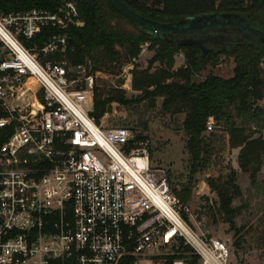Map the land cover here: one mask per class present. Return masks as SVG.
I'll return each mask as SVG.
<instances>
[{
	"label": "built area",
	"instance_id": "built-area-1",
	"mask_svg": "<svg viewBox=\"0 0 264 264\" xmlns=\"http://www.w3.org/2000/svg\"><path fill=\"white\" fill-rule=\"evenodd\" d=\"M40 1L0 16V128L12 129L0 145V264H152L173 255L168 264L190 256L235 264L233 245L185 220L166 171L151 164L149 140L96 123L90 69L50 58L73 51L77 4ZM45 29L53 32L39 45ZM214 128L208 118L206 132ZM180 243L188 254L175 253Z\"/></svg>",
	"mask_w": 264,
	"mask_h": 264
},
{
	"label": "trees",
	"instance_id": "trees-1",
	"mask_svg": "<svg viewBox=\"0 0 264 264\" xmlns=\"http://www.w3.org/2000/svg\"><path fill=\"white\" fill-rule=\"evenodd\" d=\"M71 1L77 4L79 22L83 25L67 29L73 51L63 57H50L53 60H65L70 67L84 66L92 74L103 72L116 75L123 66L138 57L142 44L147 43L148 49L153 52L147 68L133 72L132 86L141 92L140 98L128 100L121 91L94 88L91 115L97 124L111 110V104L131 106L145 99L153 104L160 98L161 113L184 115V148L190 160V174L206 168L210 158L221 151L215 149V144L227 137V148L239 149L238 170L248 175L250 186H258L257 176L264 167V106L259 105L264 98V47L256 38L234 40L225 50L204 53L195 47L176 46L139 27L121 14L110 0ZM119 1L131 11L156 22L165 23L209 13H236L243 16L250 26L264 32V0ZM41 6L40 0H0V16L18 9ZM52 32L51 29L43 30L36 42L40 45L43 35ZM23 44L26 48L31 47L30 42ZM177 54L183 55L184 64L173 70ZM220 57L233 60L231 77L224 79L208 73L203 80H194V75L207 66L217 65ZM152 66L154 71L149 72ZM117 84H121V80ZM5 116L6 113L0 111V118ZM208 118L213 119L215 126L210 132H206ZM142 128L146 129L145 125ZM11 132V128H0V145ZM135 135L143 137L141 133ZM235 177L236 171L230 169L224 178H207L206 182L217 197L215 205L220 220L228 224L237 236L240 230L235 228L234 219L240 207H233L232 203L240 195V190L235 184ZM188 183L180 190L172 188L175 197L183 204L191 197ZM259 188L264 194V183ZM208 209L212 210L211 207ZM238 241L235 240L237 247ZM189 252L190 249L182 243L175 248V253ZM174 257H168V263ZM187 263L196 264V258L190 256Z\"/></svg>",
	"mask_w": 264,
	"mask_h": 264
},
{
	"label": "rangeland",
	"instance_id": "rangeland-1",
	"mask_svg": "<svg viewBox=\"0 0 264 264\" xmlns=\"http://www.w3.org/2000/svg\"><path fill=\"white\" fill-rule=\"evenodd\" d=\"M152 54L153 52L148 49L147 44L146 50L140 52L129 68L126 65L123 66L116 75L103 72L93 74V91L95 87L114 89L123 92L128 100L140 98L141 92L134 90L132 86L133 72L147 68ZM183 64V55L177 54L173 70ZM154 66L149 72L154 71ZM233 68L234 62L231 58L220 57L217 65L207 66L205 70L194 75V80L199 82L208 73L227 79L232 76ZM119 80H121V84H117ZM160 106V98L156 99L153 104L147 99L131 106L111 104V110L100 118L98 124L103 127L129 128L135 134L141 133L142 136H145L150 142L151 164L166 171L171 190L172 188L180 190L181 186L187 182L191 186V197L186 206L190 212L187 222L192 230L197 234L227 241L233 245L237 252L235 264H264V194L259 188V185L264 183V170L261 169L257 176L258 186L252 187L248 175L242 174L236 169L235 184L240 190V195L234 199L232 205L236 208L240 207L239 214L234 219L235 228L239 229L240 233L235 236L228 224L220 220L215 205L217 197L206 182L207 178H224L230 169L235 170L237 166L231 149L226 146L227 137H224L223 142L215 144V149L218 148L221 151L210 158L206 168L192 175L189 169V156L184 148L186 140L182 128L184 115L163 114L160 111ZM143 125L146 129L142 128ZM208 207H211L212 210H209ZM236 239H239V247L235 245ZM157 262L168 264V259L164 262L157 260L152 264H158ZM140 264L145 263L141 262Z\"/></svg>",
	"mask_w": 264,
	"mask_h": 264
},
{
	"label": "water",
	"instance_id": "water-1",
	"mask_svg": "<svg viewBox=\"0 0 264 264\" xmlns=\"http://www.w3.org/2000/svg\"><path fill=\"white\" fill-rule=\"evenodd\" d=\"M118 11L132 20L141 28L161 36L163 40L176 46H190L201 52H212L216 49L225 50L226 46H218L224 41L258 40L264 47V32L250 26L245 18L236 13H209L192 17H182L168 22H156L131 11L119 0H110ZM78 23L77 26H82ZM214 33L206 38L192 34ZM233 33V36L230 34Z\"/></svg>",
	"mask_w": 264,
	"mask_h": 264
},
{
	"label": "crops",
	"instance_id": "crops-1",
	"mask_svg": "<svg viewBox=\"0 0 264 264\" xmlns=\"http://www.w3.org/2000/svg\"><path fill=\"white\" fill-rule=\"evenodd\" d=\"M30 79L31 78H28V80L26 81L27 82V85H29L31 89H35L36 88V84L34 83L33 79L32 80H30ZM259 105L260 106H264V98L259 102ZM0 111H4L3 108L0 107ZM262 136H263V139H264V131L262 133ZM231 151H232V156H233L234 162L236 161V163H237V155H238L239 149H231ZM236 169L238 171V166H236L235 171H236ZM263 170H264V167H262V171Z\"/></svg>",
	"mask_w": 264,
	"mask_h": 264
},
{
	"label": "flooded vegetation",
	"instance_id": "flooded-vegetation-1",
	"mask_svg": "<svg viewBox=\"0 0 264 264\" xmlns=\"http://www.w3.org/2000/svg\"><path fill=\"white\" fill-rule=\"evenodd\" d=\"M211 34H214V33H209V32H205V33H197V34H192V36L206 38V37H208V36L211 35ZM230 36H233V33L230 34ZM231 43H232V41H224V40H223L218 46H222V47H224V46H227V45H229V44H231Z\"/></svg>",
	"mask_w": 264,
	"mask_h": 264
},
{
	"label": "bare ground",
	"instance_id": "bare-ground-1",
	"mask_svg": "<svg viewBox=\"0 0 264 264\" xmlns=\"http://www.w3.org/2000/svg\"><path fill=\"white\" fill-rule=\"evenodd\" d=\"M30 80H32V79H30Z\"/></svg>",
	"mask_w": 264,
	"mask_h": 264
}]
</instances>
